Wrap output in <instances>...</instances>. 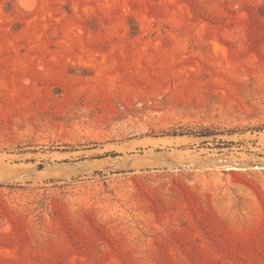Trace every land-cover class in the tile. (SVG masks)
I'll use <instances>...</instances> for the list:
<instances>
[{"label":"rangeland","instance_id":"374dc122","mask_svg":"<svg viewBox=\"0 0 264 264\" xmlns=\"http://www.w3.org/2000/svg\"><path fill=\"white\" fill-rule=\"evenodd\" d=\"M263 167L264 0H0V264H264Z\"/></svg>","mask_w":264,"mask_h":264},{"label":"bare ground","instance_id":"6f19581e","mask_svg":"<svg viewBox=\"0 0 264 264\" xmlns=\"http://www.w3.org/2000/svg\"><path fill=\"white\" fill-rule=\"evenodd\" d=\"M256 167V166H255ZM258 167V166H257ZM229 169H231V168H229ZM233 169V168H232ZM257 169H259V168H257ZM260 169H264V167L263 168H260Z\"/></svg>","mask_w":264,"mask_h":264}]
</instances>
